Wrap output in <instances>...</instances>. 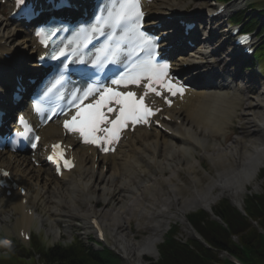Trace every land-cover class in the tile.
Segmentation results:
<instances>
[{
    "label": "bare ground",
    "instance_id": "1",
    "mask_svg": "<svg viewBox=\"0 0 264 264\" xmlns=\"http://www.w3.org/2000/svg\"><path fill=\"white\" fill-rule=\"evenodd\" d=\"M170 1L174 0H159L156 14H163V11L171 10L173 6L178 7V10L182 9L178 5L169 7ZM163 7L166 9L163 10ZM15 32L11 23L0 16V43H3L0 46V62H4V53L18 57V51H12L16 49L14 46H17L18 41L9 47L15 39ZM22 43L24 47L32 45L27 36H24ZM209 57L206 53L201 64L209 67ZM7 72V69L0 66V75ZM195 74L197 78L206 77L204 71ZM0 79L5 80L4 77ZM197 82L206 84L204 79H198ZM209 88V91H196L186 97L184 102H177L166 111L169 122L160 123L167 129L168 134L161 131L155 134L137 130L131 136L130 142L123 145L125 152L119 148L114 155L105 157H98L92 151L76 147L73 153L78 163L72 171L63 173L61 180L41 161V153L35 156L37 168H34L26 157L4 153H0V166L10 172L17 185L19 182V185L26 187L27 196L31 194L30 187H36V197L52 212L51 218L46 220L49 224L46 231L53 238L60 237L59 230L53 226L54 220H78L84 232L91 233L94 229L95 232L102 229L110 247L122 254L126 264H144L145 256L156 257V246L166 233L170 222L182 221L188 209H210L224 196L240 205V197L248 191V186L250 190L258 188L256 180L264 167V125L257 124L255 119H262L264 122V115L258 116L260 112L256 113L261 111L264 114V106L257 104L262 95H250L248 102H245L241 101L242 98H237V91L216 90L211 86ZM237 105L242 106L240 118L249 131L245 132L243 124H240L239 136L224 149H220L219 146L223 142L215 141V136L224 131L223 127L227 124L225 121L228 120L229 114L236 111ZM52 129L57 130L55 125L44 129L43 144L54 140L53 134L50 133ZM65 141L73 143L71 138ZM202 149L204 152L201 156L210 160V166L221 167V171L215 170L216 175L204 186L201 185L200 176L196 174V167L187 165L186 155L195 154ZM206 151L211 154L206 156ZM176 164L180 167L174 169L172 174L169 173L168 178L151 180L153 175H164L170 166ZM182 171L189 175L191 189H195L190 198L184 200L180 196L183 188L179 183H175ZM145 182L149 185L146 183L139 196L123 207L126 198L130 194L134 195L138 187ZM75 183L77 187L73 186ZM214 189L216 193H213ZM18 200L19 195L14 193L0 204V228L5 231L11 229L10 232L14 234L13 228L17 231L21 224L29 226L35 222L42 226L44 219L38 215H24ZM84 204L85 210L82 212ZM99 204L103 205L99 210H95ZM138 208L142 211L138 212ZM101 210L109 212L103 213ZM12 213L16 214L14 224L8 225ZM124 214L128 218L125 217L122 221L121 215ZM133 220H137L136 228H147L150 234L145 238H135L130 232V222Z\"/></svg>",
    "mask_w": 264,
    "mask_h": 264
},
{
    "label": "snow or ice",
    "instance_id": "2",
    "mask_svg": "<svg viewBox=\"0 0 264 264\" xmlns=\"http://www.w3.org/2000/svg\"><path fill=\"white\" fill-rule=\"evenodd\" d=\"M142 17L143 12L140 8V0H116L113 6L108 9L107 17H99L98 21L100 22L86 30V34L90 36L91 33L103 35L106 25L112 28V33L108 37L110 43L101 49L103 53L102 60L109 62H115L120 42L126 39L127 31L138 33L140 51L148 53L147 59L134 65L132 69L121 74L118 79H113L112 84L127 87L129 84L139 85L141 80H147L148 83L144 85L146 91L139 97L135 92L118 91L109 87H104L103 90L99 87H89L82 96L74 97V101L80 102L74 103L77 111L71 117V120L64 122V127L69 132L79 133L84 143L99 146L103 141L105 144H111L119 140L121 130L126 128L129 122L132 125L147 123V118L154 115V112L146 104L145 97L148 93H155L157 96L161 95L157 88L152 86L153 84L161 85L168 92H171L172 95H176L177 92L182 94L183 92L181 87H176L170 81L165 83L164 78L168 75L169 66L167 64L157 65L154 63L155 50L158 45L154 40L139 32ZM119 28H123L126 31L122 32L121 36L117 38L116 30ZM100 59L101 57H98V60ZM94 92H98L99 97L94 98L90 103L84 104L83 100L88 99ZM168 102L170 103V101ZM109 114H113L114 118H109ZM98 133H104V136L102 137ZM103 150L108 151V148ZM53 151L55 155L64 161L65 167H72L71 162L64 159V152L59 144L53 145ZM49 159H53V157H49Z\"/></svg>",
    "mask_w": 264,
    "mask_h": 264
},
{
    "label": "trees",
    "instance_id": "3",
    "mask_svg": "<svg viewBox=\"0 0 264 264\" xmlns=\"http://www.w3.org/2000/svg\"><path fill=\"white\" fill-rule=\"evenodd\" d=\"M239 17V16H238ZM237 17V19H238ZM257 27V22H249L248 29ZM264 51V50H262ZM245 212L252 220L258 222V225L264 230V187L261 195L248 197L245 201ZM216 213L229 225L230 234L239 236V243L235 244L229 240L226 242H218L216 244L218 249L227 250L228 253L241 259L244 264H264V242L260 235L252 228L245 218L241 216L236 209L229 206L227 201L221 202L216 208ZM200 213L193 215L197 218ZM205 222L200 224L204 227ZM176 228L173 227L171 234L176 233ZM222 237H226V232L222 230ZM213 240V238H210ZM200 247V246H199ZM242 247V249L240 248ZM159 250L160 258L155 264H161L168 258L172 264H206L209 259L216 260L211 253L205 250H199V255L194 254L189 250L187 245H181L169 237L161 246ZM205 255V257H201ZM164 256V257H163ZM43 264H120V260L112 252L103 248L102 251H92L91 248L83 247L80 243L74 244L67 249H56L46 254L42 258ZM224 264L225 262H217ZM226 264V263H225Z\"/></svg>",
    "mask_w": 264,
    "mask_h": 264
},
{
    "label": "rangeland",
    "instance_id": "4",
    "mask_svg": "<svg viewBox=\"0 0 264 264\" xmlns=\"http://www.w3.org/2000/svg\"><path fill=\"white\" fill-rule=\"evenodd\" d=\"M161 1L162 0H160V2ZM261 1H263V0H255L256 4L257 3H260ZM165 2H167V1H165ZM180 2H181L182 5L185 6V11L189 15H192L193 10H197V9H199V10H206L208 8V3L205 2V1H202V0H199L198 3H191L190 0H187V1L186 0H180ZM155 5H156L155 7H157L159 5V0H155ZM160 5H161V3H160ZM261 6H262V4H261ZM194 7H198V8L194 9ZM224 26H225V24H224ZM223 42H224V40L223 39H220V42L218 44V47L221 46V45H223L224 46V48H223L224 50L220 54H218V56L219 57H222L221 59L223 60V63L228 64L229 62L227 63V61H228L229 57L228 56L226 57V55H227V52H229L230 47H228L229 44H227V43L223 44ZM261 63L264 66V56L261 57ZM235 69H236V67L233 66V70H235ZM253 83H255V84H253ZM253 83H252V85H253V91H254L253 92V96H256L258 94L264 93V84H263L262 81H257V83L256 82H253ZM259 99L262 100V101H260V102L257 101V104H259L260 106H262V104H263V106H264V97H261ZM257 112H260V113L258 114ZM256 113L258 114V116L259 115H264L263 112H261V111H256ZM255 120H256L255 122H257V124H259V123L262 124V120H260V119H255ZM240 124H243L242 127H244L245 132L249 131L248 130V127L245 126L244 121L242 119L239 120V118H238V121L236 123L237 127L238 126H241ZM225 127H226V125H225ZM233 133H235V136L232 139L228 138L227 139L228 142H227L226 145L230 144V142H232L233 139L236 136H239V129H238V131H235L234 130ZM226 145H224L221 149H224L226 147ZM212 147H214V145H212ZM203 152H204V150L202 149V151H198L195 154L190 153V154H186V155H187V160H188V164L187 165H194L196 167L195 168L196 174L198 176H200V178L202 180L201 185L204 186V185H207V182L210 181V178H213L216 175V173L219 172V170L221 171V167H217V166L216 167H212V166H210L211 165L210 162H209L210 160L208 158H205V157H202L201 156L203 154ZM119 154H121V153H119ZM204 154L206 156H209L211 154V152L210 151H206V153H204ZM177 167H180V166H178L177 164L176 165H172V166L169 167V169L167 170L168 172L166 174H164V175L155 174L154 177H156V175H157L156 179H161V178H165L166 179V178L169 177L170 174L173 173L174 169H176ZM178 179H180V180L177 181ZM151 180H153V179H151ZM175 180H176L175 183H179L180 186L183 188L182 189L183 190L182 191L183 193L182 192L180 193L181 194L180 195L181 198L183 200L184 199H189L190 196L193 194V191L195 190V189H193V190L191 189V185H190V181H189L190 180L189 179V175L185 171H182L181 172V175H178L177 176V179H175ZM256 182L259 184L258 188L256 189V193H258L260 191V188H261L260 173H259V175L257 177ZM146 183L147 182H145L142 185H140L138 187V189L134 192L135 193L134 195L130 194L128 196V198H126V200L123 202L122 206L124 207L128 202H131L134 198L138 197L139 194L142 192L143 187L147 185ZM150 183H151V181H150ZM216 192H217L216 189H214L213 190V193H216ZM33 198H34V196H32V199ZM42 202L43 201H41V203L34 204L35 207L37 208V211H38L39 216H41L44 219V223L42 224V226L39 227V228H41L43 230L41 236H42V240H44L40 244H42L44 246L62 244L64 246L67 243H69L72 239H74V241H75V239H77V241L80 240V241L83 242L84 245H90L91 244L90 242L93 240L92 234H90L89 231H85L84 232L83 230H81V223L79 221H75V220H72V221H75V222L70 221V222H72L69 225L70 235H68L67 233H63L62 230H61V228L59 227V224H57V227H59V230L62 233L60 235V239L59 240H54L53 239V241H52V239H51L52 238L51 237L52 235L46 231V229H48V227H49V224L47 223L46 220H48V218H51L52 212L50 211L49 207L45 206ZM102 205L103 204H99L97 207H95V210H99ZM83 206H82L83 208L81 210L82 212L85 210L84 209L85 208V204ZM200 209L201 208H196V209L195 208H190V209L187 210L186 215H189L190 213L196 212L197 210H200ZM130 211H131V209H130ZM140 211H142V209L141 208H138V212H140ZM102 212L103 213H105V212L108 213L109 211L103 210ZM14 214L15 213H12L13 217H14ZM121 217H122V221H123V218L124 219H125V217L128 218V216L125 215V214L124 215H121ZM204 218H205V220H204ZM189 219H191L190 221H191L192 225L195 227V229L198 232L201 233V235L204 238H207L206 234H207V227L208 226H213L217 230H220V227L218 225H216L215 223L211 222L210 220H207V218L204 217V215L199 216V218H196L195 221L192 220V219H194L193 216L189 217ZM61 222H65V221L61 220ZM70 222H68L67 224H69ZM171 222L174 223L173 220ZM203 222H206V227H202L201 228L200 227V224H202ZM130 223H131L130 229H131L132 234H134L133 236L135 238H137V239H139L141 237L145 238V237L148 236V234H150V231L147 228H142V229L136 228V225L135 224L137 223V220H133ZM65 224H66V222H65ZM36 225L38 227V224H35V227L34 228H37ZM181 230H182V228H181ZM181 230L179 231V235H178L179 238L186 239V237H188V234L189 233L187 234V231H184L183 232ZM0 233L2 235L3 231H0ZM106 243L108 244V246H110V244L107 241H106ZM13 248H16V246H14ZM158 249H160V247ZM26 253H27L26 251H21L20 253L18 251V255L21 256V257H25L26 256ZM145 258H149V257H146L145 256ZM145 258H144V260H145ZM0 261L1 262H4L2 259H0ZM25 261L26 262H24V261L21 262L18 259V262L21 263V264H32L33 263V261L31 259H27ZM7 263H9V262H7ZM145 264H147V262ZM161 264H172V263H171V261L168 258H166Z\"/></svg>",
    "mask_w": 264,
    "mask_h": 264
}]
</instances>
